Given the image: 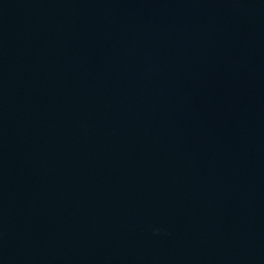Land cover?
I'll return each instance as SVG.
<instances>
[{"label":"water","instance_id":"95a60500","mask_svg":"<svg viewBox=\"0 0 264 264\" xmlns=\"http://www.w3.org/2000/svg\"><path fill=\"white\" fill-rule=\"evenodd\" d=\"M0 264H264V0H0Z\"/></svg>","mask_w":264,"mask_h":264}]
</instances>
